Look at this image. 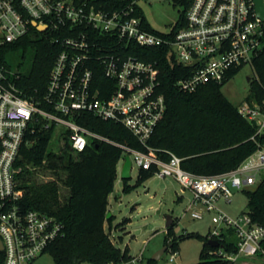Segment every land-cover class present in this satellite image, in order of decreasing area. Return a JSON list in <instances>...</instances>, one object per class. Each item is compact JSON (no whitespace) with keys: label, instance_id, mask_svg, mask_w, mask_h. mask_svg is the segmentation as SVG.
<instances>
[{"label":"built area","instance_id":"2783aa9c","mask_svg":"<svg viewBox=\"0 0 264 264\" xmlns=\"http://www.w3.org/2000/svg\"><path fill=\"white\" fill-rule=\"evenodd\" d=\"M144 0H0V45L15 43L34 31L59 48L40 97H27L15 86L17 73L0 68V264H32L56 239L64 236L55 218L22 206L23 191L17 181L21 150L35 134L53 130L59 149L83 152L92 142L119 148L117 166L129 156L131 171L153 170L160 179L171 178L192 194L202 219L214 213L207 241H216L214 255L230 262L239 257L264 258V226L252 221L248 211L237 219L216 204L231 203L233 191L256 188L264 181V101L244 100L239 115L255 126L250 138L256 151L234 170L202 176L181 167L182 159L162 151L157 156L147 143L162 120L166 104L160 93L156 61H143L138 49H162L170 65L180 68L176 86L193 93L209 84L221 85L242 67L249 66L257 81L253 61L264 49V24L253 0H193L184 24L170 32L147 29L140 3ZM44 27L43 32L38 31ZM250 78V81L252 80ZM90 115L129 131L146 151L111 141L81 126ZM117 172V168H116ZM235 232L236 253L223 247L222 231ZM142 254L131 264H140ZM173 255L170 261H172Z\"/></svg>","mask_w":264,"mask_h":264},{"label":"trees","instance_id":"16d2710c","mask_svg":"<svg viewBox=\"0 0 264 264\" xmlns=\"http://www.w3.org/2000/svg\"><path fill=\"white\" fill-rule=\"evenodd\" d=\"M193 0H173L183 12L174 28H180ZM147 29L154 32L148 23ZM21 51L22 57L31 55V64L25 72H16L15 86L27 97L43 95L49 71L58 55L59 48L43 34L34 31L31 35L8 45H0V68L12 71L7 57ZM135 56L143 61H156L160 69V93L165 98L166 111L150 137L147 146L157 156L166 160L162 151H168L182 159L181 167L193 174L215 176L237 168L257 149L250 140L255 126L246 122L237 107L221 93V85L209 84L193 93H183L176 86L180 78L178 67L170 65L162 49H138ZM256 80H251L252 97L258 103L264 101V49L253 61ZM78 123L111 141L146 151L132 134L120 125L100 121L83 115ZM54 131L35 134L29 145L21 150L18 166L21 168L17 181L23 191L22 206L25 210L37 211L55 218L63 226L64 236L56 239L45 250L54 264H121L132 260L129 250L118 248L104 225L107 219L108 197L113 192L117 179V163L122 151L102 142H92L83 152L73 153L68 148L57 152L50 148ZM264 145V136L259 139ZM154 175L153 170H139L136 185H141ZM42 177V179H39ZM123 192L133 187L122 180ZM69 194L61 197V189ZM247 211L252 221L264 226V181L251 191ZM128 220H126L127 222ZM174 223L167 228L171 236ZM110 229V228H109ZM220 247L227 253H236L234 230L222 231ZM167 250L175 252L178 243L173 238L166 244ZM264 249V240L261 243ZM166 250V251H167ZM165 251V252H166ZM216 248L206 241L197 264H235L214 255ZM264 261L261 255L248 257ZM148 259L147 264H154Z\"/></svg>","mask_w":264,"mask_h":264},{"label":"rangeland","instance_id":"374dc122","mask_svg":"<svg viewBox=\"0 0 264 264\" xmlns=\"http://www.w3.org/2000/svg\"><path fill=\"white\" fill-rule=\"evenodd\" d=\"M140 8L148 25L158 33L170 32L183 12L182 7L173 0H144L140 3ZM31 61V55L27 54L23 58L21 51L7 57V65L12 71L25 72ZM253 76L249 66L242 67L223 85L221 93L238 107L244 100L252 97L251 84L247 78L252 79ZM50 148L57 152L59 142L52 141ZM121 167L122 163L117 166V179L109 196L110 214L114 218L109 226L104 225L105 232L110 233L113 243L121 250L127 247L133 257L142 254L140 264H147L148 259H152L169 241L176 238L178 243L176 251L167 250L159 259L154 260V264H197L203 244L214 227L211 221L214 213H205L202 219H194L192 213L199 211L201 206L193 204L192 194L188 190H183L171 178L160 179L153 175L143 184L136 185L139 171L135 165L127 182V185L133 188L129 193H124L122 191L124 184L120 178ZM253 189L254 187L250 188ZM61 191V197L69 194L65 188ZM245 192L234 190L231 203L220 200L216 204L217 208L232 219H237L247 211L248 198ZM168 217L175 224L171 236H168L165 226ZM177 228L179 230L176 231ZM172 255L174 259L170 261ZM32 264H54V261L50 254L45 253ZM235 264H264V261L239 257Z\"/></svg>","mask_w":264,"mask_h":264},{"label":"water","instance_id":"95a60500","mask_svg":"<svg viewBox=\"0 0 264 264\" xmlns=\"http://www.w3.org/2000/svg\"><path fill=\"white\" fill-rule=\"evenodd\" d=\"M254 6H255V12L257 17L263 21L264 24V0H253ZM45 30L44 27H39L38 31L43 32ZM248 82L250 81V78H247ZM121 180H129L131 178V162L129 159V156L124 157V162L121 167V173H120ZM111 216L110 213L107 214V219ZM172 219L170 217L167 218L166 222V228L170 227L172 225ZM179 230V228L176 229V231ZM208 244L216 248L218 247V243L216 241H208ZM2 248L1 242H0V249ZM167 250V246H165L161 251L156 253L152 260H157L160 258V256Z\"/></svg>","mask_w":264,"mask_h":264},{"label":"crops","instance_id":"0c3cea01","mask_svg":"<svg viewBox=\"0 0 264 264\" xmlns=\"http://www.w3.org/2000/svg\"><path fill=\"white\" fill-rule=\"evenodd\" d=\"M110 196V195H109ZM108 210H109V213L111 212V205H110V202H109V197H108ZM106 225V224H105ZM130 254V253H129ZM132 256V255H131ZM133 257V256H132ZM143 257V256H142Z\"/></svg>","mask_w":264,"mask_h":264}]
</instances>
